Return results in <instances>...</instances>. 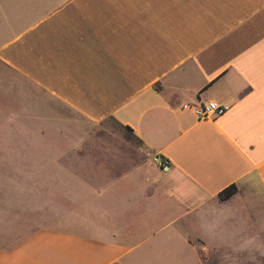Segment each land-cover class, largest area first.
I'll use <instances>...</instances> for the list:
<instances>
[{
  "label": "crops",
  "instance_id": "0c3cea01",
  "mask_svg": "<svg viewBox=\"0 0 264 264\" xmlns=\"http://www.w3.org/2000/svg\"><path fill=\"white\" fill-rule=\"evenodd\" d=\"M0 61L75 115L115 120L153 157L81 175L50 165L80 187V222L0 246V264H205L198 239L262 242L264 0H0ZM209 101L225 111L199 118Z\"/></svg>",
  "mask_w": 264,
  "mask_h": 264
},
{
  "label": "rangeland",
  "instance_id": "374dc122",
  "mask_svg": "<svg viewBox=\"0 0 264 264\" xmlns=\"http://www.w3.org/2000/svg\"><path fill=\"white\" fill-rule=\"evenodd\" d=\"M42 96L30 82L0 61V246L3 247L17 244L40 228L80 222L71 209L72 200L81 196L80 187L68 186V171L51 169L53 163H69L81 175L91 172L86 168L89 163L114 166L153 158L115 120L91 122ZM92 131L98 132V137H91L95 135L89 134ZM69 201L66 211L64 207ZM260 237L262 242L252 244L255 248L251 250L205 246L201 239L196 243L205 264L233 261L264 264V235Z\"/></svg>",
  "mask_w": 264,
  "mask_h": 264
},
{
  "label": "built area",
  "instance_id": "2783aa9c",
  "mask_svg": "<svg viewBox=\"0 0 264 264\" xmlns=\"http://www.w3.org/2000/svg\"><path fill=\"white\" fill-rule=\"evenodd\" d=\"M197 116L201 119H208L222 114L226 107L215 101L201 102L199 105L193 107ZM154 160L159 163V167L163 170H168L169 164L167 161L154 157Z\"/></svg>",
  "mask_w": 264,
  "mask_h": 264
},
{
  "label": "trees",
  "instance_id": "16d2710c",
  "mask_svg": "<svg viewBox=\"0 0 264 264\" xmlns=\"http://www.w3.org/2000/svg\"><path fill=\"white\" fill-rule=\"evenodd\" d=\"M237 191V187L234 183L224 187L221 191L218 193V197L220 200H225L229 198L232 194H234Z\"/></svg>",
  "mask_w": 264,
  "mask_h": 264
}]
</instances>
